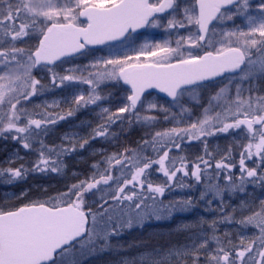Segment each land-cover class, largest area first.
<instances>
[{"label":"snow or ice","instance_id":"snow-or-ice-1","mask_svg":"<svg viewBox=\"0 0 264 264\" xmlns=\"http://www.w3.org/2000/svg\"><path fill=\"white\" fill-rule=\"evenodd\" d=\"M180 11L179 0H0V139H11L37 155L30 165L13 166L23 160L15 150L0 163V182L12 185L30 173H62L65 156L97 138L115 139L111 126L117 122L127 120L149 130L136 148L101 151L92 174L66 191L0 209V264H84L106 252L126 251L112 238L149 220L192 211L196 205L191 196L167 203L162 198L173 189L201 184L198 199L205 202V211L218 212L217 218L201 217L199 233L188 244L146 249L119 264H264V199L258 206L242 201L238 220L227 212L223 199L225 192L244 193L249 183L264 188V95L257 91L264 81V0H190L178 18ZM236 17L243 19V27L224 31L227 45L222 38L217 47L210 36L217 32L216 23ZM141 28L175 33V46L165 39L145 43L135 55L120 56L109 44L107 56L99 57L89 47L119 42L123 48ZM180 29H188L187 34ZM75 56L93 59L62 73L55 70L58 61L70 63ZM45 70L47 85L34 74ZM225 73L230 74L228 83L193 120L185 98L199 103L200 90L215 89L216 78ZM82 84L88 85L87 94L77 89ZM103 84L124 93L120 106L114 112L102 107L103 122L87 136L64 133L59 144H48L46 138L60 121L89 105L100 107L98 102L106 98L99 91ZM56 89L71 101L53 100L38 105L42 111L29 110L33 97ZM149 89L170 99L161 104L150 98ZM62 103L68 104L63 114L53 110ZM153 113H163V122L172 126L154 130L161 121ZM239 132L246 143L229 145L222 154L209 150L207 138ZM193 142L203 143V151L189 159L183 153ZM154 172L164 179L154 182ZM20 195L27 198L26 191ZM89 198L97 205L95 211ZM214 200H219L216 207ZM222 223L251 227L255 233L249 238L241 232L234 240L231 233L219 234ZM190 227L185 223L177 230Z\"/></svg>","mask_w":264,"mask_h":264},{"label":"rangeland","instance_id":"rangeland-1","mask_svg":"<svg viewBox=\"0 0 264 264\" xmlns=\"http://www.w3.org/2000/svg\"><path fill=\"white\" fill-rule=\"evenodd\" d=\"M181 3V11L180 16L182 17V8L186 2H190V0H179ZM242 18L236 17L234 21H224L221 22V27H217V32L214 36L210 34L211 38L216 42V46H219V42L221 41L222 33L224 31H228L233 29L234 26L238 25ZM167 17L165 18L164 22L166 23ZM223 23V24H222ZM194 30V29H193ZM188 29H180V34L186 35ZM145 36H140L136 38L137 40H130V42L126 43L123 48L118 50L119 55L123 56L125 53L128 55H135V52L141 48L142 45L145 43H154V42H161L165 39H170L172 41V46H175V39L177 38L176 34L173 33L169 36L167 33L164 32L163 29H153L149 28L148 31L145 33ZM154 34V35H152ZM225 45H227V38H223ZM109 48H107L108 50ZM212 50V49H209ZM109 51V50H108ZM105 53V52H104ZM104 53H95L96 57L102 56ZM108 54V52H107ZM103 55V56H107ZM202 54V53H201ZM90 59L93 57H79L75 60H70V63H61L56 66L57 72H63L64 68L70 67L73 64L75 65H84L87 64ZM37 78L41 79L42 83L47 85L50 83V76L47 71H36L34 73ZM86 74V73H85ZM228 83V79L223 81L222 83L216 84L217 87L215 89L208 88V89H201V97L200 102L197 103L195 101H191L190 98L186 97V103L192 109V119L195 120L202 116L203 109L208 107V101L211 95L215 94V91L219 90V87L224 86ZM102 86V85H101ZM78 90H82L85 94L88 92V85L82 84L77 86ZM102 95L106 98L98 104L101 106L100 108L92 109L91 116H96L97 122H103L101 118V108L108 107L113 112L120 106V102L124 97V93L111 88L108 86L107 88L99 89ZM234 91V89H233ZM257 91L260 95H264V88H260L257 85ZM111 93V95H109ZM247 95V93H245ZM151 99L158 100L161 104H166L167 101H164L155 94H151ZM67 99L71 101V97L62 89H56L55 91H48L42 95H38L32 98V101L27 105L29 110L35 108L36 111H42L43 109L37 107L38 105H44L46 102H52L53 100H62ZM62 105V106H61ZM59 108L53 109L56 112L63 114V112L67 108V104L62 103ZM94 106L97 105H92ZM175 111H179V109H174ZM78 112V111H76ZM157 115L160 119V123L156 125L154 130H158L161 128L171 127V123L163 122V113H153ZM125 122V121H124ZM91 124L94 123L90 122ZM135 125V124H134ZM134 125H130L131 133H125V130H129L126 128L121 129V135H119V123L117 124V134L116 138L112 141L111 138L104 139V138H97L92 140L89 145H87L83 150H77L71 155L64 157V170L62 173H30L25 180L18 181L12 185H6L3 182H0V209H9L11 207L22 206L24 203L31 202L33 200H46L48 197L56 196L58 193H62L67 190V188L76 183L78 180H83L86 177L92 174L91 165L94 161H98L101 159L100 152L103 151L106 154H111L113 152L122 151L124 148H128L126 146L118 145L119 142H123V140H127L132 133H139L142 138L145 137V134L148 129L137 125L138 130L134 128ZM183 126V125H182ZM91 129L87 130L86 124L83 120L79 119L77 116L68 117L64 121H60L54 128V130L49 134L46 138V142L48 144H59L61 142V136L64 133H78L79 136L84 137L90 133ZM125 131V132H123ZM133 131V132H132ZM129 134V135H127ZM243 132L239 133H232L230 135L220 134L216 137H209L208 140V148L210 151L214 153H223L227 149L229 145H237L241 142H246L242 140ZM150 138V137H149ZM130 139V138H129ZM108 143L113 147L112 150L107 151L106 148L96 147L101 146L102 144ZM140 141H138L139 143ZM138 143H133V147L136 148ZM130 148V147H129ZM19 149L20 155L23 157V160H18L16 165L18 166L19 163H24L26 165H30L33 162L37 155L36 153L26 152L25 150L21 149L19 145L12 141L11 139L3 140L0 139V163L5 161L12 153ZM150 151V150H149ZM175 151V150H174ZM203 151V143L201 142H193L190 145H187L184 153L189 157V159H194L195 156L201 154ZM238 149L236 159L238 161ZM219 156H217V159ZM238 174V168L234 170ZM75 173V174H74ZM152 179L154 182H160L164 178L157 173H153ZM215 180V178H213ZM185 182H188L187 178H185ZM219 182L221 184L224 183L223 178L221 177ZM191 183L195 184V181H191ZM204 189V185H196L193 188H186L183 190L180 189H173L170 192H166L165 196L162 198L166 203L170 200H174L181 197H189L191 196L194 200L195 207L192 211L188 213H174L172 217L168 220L164 221H156V220H149L147 221L143 227L136 226L130 230L125 229L123 230L122 235L118 238L113 237L112 243H121L125 246L126 251H121L119 253H104L102 256H94L88 260L84 261V264H102V261H107L108 264H119V262L123 258H133L136 257L138 253L144 252L147 250H152L154 248L160 247L164 250H167L170 247H179L185 244L190 243V237H196L199 233L198 223L201 217L205 218L208 221L213 220L219 216L218 212H211L204 210V201H200L198 198L200 196V192ZM27 192V198L21 197V192ZM211 198V197H209ZM224 204L226 206L227 212L234 213L235 218L241 219L242 213V201H248L255 203V206L259 205V201L264 199V188H262L258 184L249 183L246 185V191L244 193L236 192V193H228L225 192L223 194ZM88 205L93 209L96 210L97 205L93 203V198H89L87 201ZM219 204V200L213 201V207H216ZM128 211L127 208L124 209ZM190 225L189 230H182L178 231V226L183 224ZM102 224V222H101ZM89 227L92 226L91 216L89 217ZM206 229V226H205ZM99 230V227L97 228ZM243 233L247 237H251L255 233V229L249 227L246 230L241 228L240 225L237 224H228L222 223L219 225V234L224 235L225 233H231L234 240H238L239 236L238 233ZM143 242L140 247H132L128 249V245L132 243H139Z\"/></svg>","mask_w":264,"mask_h":264},{"label":"flooded vegetation","instance_id":"flooded-vegetation-1","mask_svg":"<svg viewBox=\"0 0 264 264\" xmlns=\"http://www.w3.org/2000/svg\"><path fill=\"white\" fill-rule=\"evenodd\" d=\"M167 17V15L165 16V18ZM223 24V23H222ZM215 26H217V27H221V22H217L216 23V25ZM239 26H241V27H243V19H241L240 20V22H239ZM216 27V28H217ZM148 29L149 28H146V30L143 32V33H141V34H136V35H131L130 37H129V39L131 40H137L136 38H138V37H140V36H145L146 34V32L148 31ZM152 35H154V34H152ZM115 46H116V49H117V51L118 50H120V43H118V44H115ZM107 48H109L108 46L107 47H105V48H102V49H98V50H96V53H104L103 55H106L107 54V52H108V50H107ZM80 57V56H79ZM79 57H77V58H79ZM76 58H74V59H71V60H75ZM61 64V63H60ZM58 66V65H57ZM230 76V75H229ZM229 76H225V77H223V78H221V79H219V80H217V81H215L214 83L215 84H218V83H222L223 81H225V80H227L228 78H229ZM108 86H110V85H108V84H103L101 87H100V89H102V88H107ZM258 86L262 89V88H264V81H260L259 82V84H258ZM155 96H157V95H155ZM158 98H160V99H162V100H164V101H168V100H165V99H163V98H161V97H159V96H157ZM70 101V100H69ZM66 104V103H65ZM68 105V104H67ZM62 106V105H61ZM101 106H103V105H101ZM100 106V107H101ZM98 106H94V108H93V106L92 105H89L88 107H86V108H81V109H79L78 110V112H76L75 113V115L74 116H77L79 119H81V120H83L84 121V123L86 124V127H87V130L88 129H93V128H95L98 124H100V123H102V122H97V118H96V116L94 117V116H91V113H89V112H91L92 111V109H95L96 110V108H97ZM100 107H98V108H100ZM67 108H68V106H67ZM66 108V109H67ZM94 121V123L93 124H91L90 122H93ZM117 124H118V122L116 123V124H113L112 126H111V131L112 132H114V133H116L117 134ZM117 136H118V134H117ZM112 139V138H111ZM112 141H114L113 139H112ZM246 143V142H245ZM97 148L98 147H102V148H106L107 149V151H110V150H112L113 149V147L111 146V145H109L107 142L105 143V144H102L101 146H96Z\"/></svg>","mask_w":264,"mask_h":264},{"label":"trees","instance_id":"trees-1","mask_svg":"<svg viewBox=\"0 0 264 264\" xmlns=\"http://www.w3.org/2000/svg\"><path fill=\"white\" fill-rule=\"evenodd\" d=\"M119 126H120V128H119V135H121V129L122 128L129 129L128 131L125 130L126 132L125 131H123V132H125V133H131V132H129V131H131L130 124L128 123L127 120H125V122L123 124L119 123ZM134 128H136L138 130V126L136 124L134 125ZM127 135H129V134H127ZM121 137H122V135H121ZM129 138L127 140H125V141L123 140V142L122 141L121 142L118 141V145H120V146H126L128 148L129 147L131 148V147L134 146L133 143H136L137 144L138 141H141L142 140V136L138 132L136 134L135 133H132V135H130ZM111 152H113V151H111ZM16 207H19V206H16Z\"/></svg>","mask_w":264,"mask_h":264},{"label":"water","instance_id":"water-1","mask_svg":"<svg viewBox=\"0 0 264 264\" xmlns=\"http://www.w3.org/2000/svg\"><path fill=\"white\" fill-rule=\"evenodd\" d=\"M166 15H167V14H165V16H166ZM145 30H146V28L138 29L136 32L132 33L131 35L141 34V33H143ZM118 43H119V42H108V44H106V45H93V46H89V47H90V49L98 50V49H102V48L107 47L109 44H111V45H115V44H118ZM76 57H78V56H75V57H73V58H76ZM73 58H70V59H73ZM59 63H61V62L58 61L57 64H59ZM229 75H230V74L225 73L223 77H225V76H229ZM223 77H218V78H216L215 81H217V80H219V79H221V78H223ZM147 92H149V93H151V94H155V95H157V96H159V97H161V98H163V99H165V100H169V99H170V98H168V97L166 96V94H164V93H160L158 89H149V90H147ZM88 224H89V223H88Z\"/></svg>","mask_w":264,"mask_h":264}]
</instances>
